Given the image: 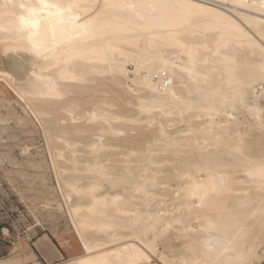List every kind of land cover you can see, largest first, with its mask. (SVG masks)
Returning a JSON list of instances; mask_svg holds the SVG:
<instances>
[{"label": "bare ground", "instance_id": "6f19581e", "mask_svg": "<svg viewBox=\"0 0 264 264\" xmlns=\"http://www.w3.org/2000/svg\"><path fill=\"white\" fill-rule=\"evenodd\" d=\"M98 2L170 7L110 9L85 37L76 18ZM187 4L197 5L192 14L181 7ZM177 31L184 33L179 43L169 35ZM0 71L26 101L74 94L103 74L133 92L118 96L119 103L97 99L85 109L68 100L64 109L53 106L93 128L86 168L100 179L67 186L76 196L69 218L84 250L74 264H255L264 258V0H0ZM140 128L141 144L129 142L120 157L102 159L114 146L110 140ZM67 137L61 136L68 150L74 140ZM88 231L105 237L87 238Z\"/></svg>", "mask_w": 264, "mask_h": 264}, {"label": "rangeland", "instance_id": "374dc122", "mask_svg": "<svg viewBox=\"0 0 264 264\" xmlns=\"http://www.w3.org/2000/svg\"><path fill=\"white\" fill-rule=\"evenodd\" d=\"M128 72L129 74H132L130 73L131 71ZM103 75H106V77L104 76V78L101 75H99L100 77L94 76V78L97 77L98 79L96 78L95 81L91 80L93 83H90V81L84 82L82 84L84 88L88 86L87 89L85 88V91L83 86L80 85L81 88L79 89L81 90L78 89L77 91H74L78 87L74 89L72 88L74 94L71 92V94L67 93L65 96L59 98L50 97L52 101L51 99H47V101L45 100L46 97H43V100H41L42 98H39L40 102H38L37 100L39 99L36 98V101L33 102L35 98L33 100L31 97H28L30 101H26L27 97L21 96V93L15 89L10 80V76L0 71V264H55L64 262L73 258V256L75 257L83 253L84 250L81 241H79L80 238L75 230V227L72 226L73 224L68 213V208L72 206L71 204L74 203L76 196L74 197L73 193H71V187L67 186H72V184H70L72 182L73 185L78 184L77 186H82L83 184L86 185V183L88 184L90 181H94L93 178H95V180H100L94 171L89 169V167L86 168V164L92 160V155L94 154V152L92 153V150L85 147V144L88 142L86 137H90V135L93 136L91 132L93 128L88 126L89 122L85 119L77 121L70 120V117L68 113H65V110L61 111L60 109L59 113L58 111H55V108L63 107L62 109H64L65 105L68 103L78 101L81 108L85 109L86 107H91L92 103L98 100L100 101L101 99H110L119 103L120 99L117 98L118 96L122 95L123 97H129L130 94L133 95V92H129L128 88L123 85H116L117 87L114 86L115 84L111 83L108 74ZM100 79L104 82L102 83ZM96 81L98 82L99 87H97L98 85ZM90 86H94L96 90H94V87H91L90 89ZM108 87H110V90L113 89V92L112 90L111 92H115L116 95H114L115 93L111 94ZM121 87H123V89ZM97 89H99L98 93ZM104 89L107 90V92L104 91ZM126 89L129 94L128 92H124ZM53 98L59 101L57 102L56 100H53ZM66 100L69 102L67 101V103ZM260 100L264 103V97ZM29 102L31 104L33 102L35 106L33 104L31 105ZM55 102H57V104ZM35 103L40 104L36 105ZM37 107H39L42 112H38L39 109ZM44 109H48L49 111ZM51 111L52 113L54 111L56 113L50 115ZM45 113H48V115ZM35 115H37V117ZM36 118H38V120L40 118L39 121L41 122H39ZM49 118H53L51 122V119ZM60 119H63V121H60ZM72 128L78 129L79 132L81 130L83 133L75 132L74 134ZM61 129L64 130V133L62 132L64 135L60 134L62 131ZM83 129L87 131H83ZM44 130L46 133L45 136L43 135ZM51 130L52 132H50ZM66 130L69 132L66 133ZM138 130L131 129V131L128 132L130 136L126 134L122 135L120 139L122 140V138H124V143L120 139L116 141L110 140L114 145L112 147L114 148L116 146V149H112L111 147L108 151L104 150L101 153L102 159L106 157L107 154L110 155L108 157L114 156L112 158L120 157L121 154H117L118 151L124 149V144H129V142L134 145L141 144L143 139L142 134L145 130L144 128H140ZM132 131L134 132L132 133ZM70 132H72V134ZM135 134L137 135L136 138H134ZM61 136L67 137L71 141L74 140V142L72 141L73 144L69 146L70 148L68 147V150L65 148L66 143L63 141ZM72 137H75L76 140ZM78 137H84L85 139L82 138L84 139L82 141V139H79ZM46 138H48V140H46ZM57 138H59L60 141ZM89 139H91V137ZM52 140L54 143H52ZM118 141H121V144ZM74 143H76L75 146ZM81 143L84 147L81 146ZM122 146L124 148H122ZM72 148H76V154L75 152L71 153ZM60 149L63 151L62 154L60 153ZM64 149H66V151H64ZM50 150L52 151L50 152ZM55 152H58V155ZM50 153L53 154V157ZM54 154H56V156ZM59 154L62 155V160H68H66V162L62 161ZM76 156H79L80 158H77ZM74 157L76 158V162L79 160L78 162H80V166L78 165V162L76 164ZM50 158L58 161L54 162V160L52 161ZM107 158L104 159L105 164L109 163L111 168V160L109 161ZM69 161L72 162L70 163ZM56 163H59V165ZM54 164L59 167L57 168ZM83 164L84 167L82 166ZM108 168L109 167H107V169ZM74 169L79 172L77 175V172H75ZM85 170H91L94 176L90 174L91 172L89 173V171L87 173L83 172ZM71 171H74L75 173L73 172V174ZM80 171L83 172V174H81ZM117 175L118 173H112L111 177H116ZM91 177L93 180H91ZM76 179H78V181ZM105 181H102L105 187L110 188V184L108 185ZM79 182L81 183L79 184ZM160 187H163L162 189H164L166 188V185L163 184ZM159 193H162V191H159ZM155 200L152 202L154 209L157 206H160V203L157 204L156 202H160L161 197L156 196ZM88 232L84 233L87 238H93V236L100 238L105 237L103 234L94 233V235L91 231V233ZM91 234L93 235L91 236ZM160 246L162 247L161 243L159 244V248H161ZM160 250H162V248ZM148 264L161 263L154 259ZM255 264H264V258L262 257V259Z\"/></svg>", "mask_w": 264, "mask_h": 264}, {"label": "snow or ice", "instance_id": "6c2138e0", "mask_svg": "<svg viewBox=\"0 0 264 264\" xmlns=\"http://www.w3.org/2000/svg\"><path fill=\"white\" fill-rule=\"evenodd\" d=\"M71 9H78L80 5L73 4L69 6ZM116 7H121V8H130L133 11L140 9V8H152L153 11H160L165 8L170 7V5L162 2H152V3H126V4H115V3H96L95 5L89 6L88 7V15L87 16H82V17H77V22L82 24L84 28V33L83 36L87 37L90 35H93L96 31V24L100 22V17L106 16L109 14V10L116 8ZM181 7H185L189 9V14L193 13V10L197 7L196 4H187V5H181ZM95 16L96 19L92 20L90 17ZM187 31V30H185ZM170 38L174 42H181L184 36V33L177 31L170 33ZM76 258H71L68 261V264H74Z\"/></svg>", "mask_w": 264, "mask_h": 264}, {"label": "crops", "instance_id": "0c3cea01", "mask_svg": "<svg viewBox=\"0 0 264 264\" xmlns=\"http://www.w3.org/2000/svg\"><path fill=\"white\" fill-rule=\"evenodd\" d=\"M61 263V262H60ZM55 264H59V263H55Z\"/></svg>", "mask_w": 264, "mask_h": 264}]
</instances>
